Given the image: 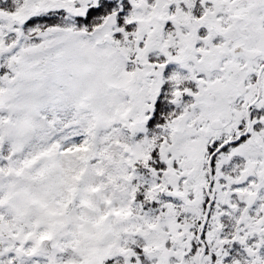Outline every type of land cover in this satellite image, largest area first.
<instances>
[{
    "label": "snow or ice",
    "instance_id": "snow-or-ice-1",
    "mask_svg": "<svg viewBox=\"0 0 264 264\" xmlns=\"http://www.w3.org/2000/svg\"><path fill=\"white\" fill-rule=\"evenodd\" d=\"M0 264H264V0H0Z\"/></svg>",
    "mask_w": 264,
    "mask_h": 264
}]
</instances>
